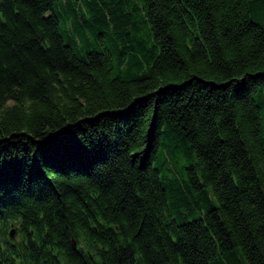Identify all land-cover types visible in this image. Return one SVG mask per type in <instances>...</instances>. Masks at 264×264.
I'll return each mask as SVG.
<instances>
[{
    "label": "trees",
    "instance_id": "1",
    "mask_svg": "<svg viewBox=\"0 0 264 264\" xmlns=\"http://www.w3.org/2000/svg\"><path fill=\"white\" fill-rule=\"evenodd\" d=\"M0 264H264V0H0Z\"/></svg>",
    "mask_w": 264,
    "mask_h": 264
},
{
    "label": "water",
    "instance_id": "2",
    "mask_svg": "<svg viewBox=\"0 0 264 264\" xmlns=\"http://www.w3.org/2000/svg\"><path fill=\"white\" fill-rule=\"evenodd\" d=\"M10 236H11V239L15 238V230L14 229L11 230ZM73 246H74V248H77L76 242H73Z\"/></svg>",
    "mask_w": 264,
    "mask_h": 264
},
{
    "label": "rangeland",
    "instance_id": "3",
    "mask_svg": "<svg viewBox=\"0 0 264 264\" xmlns=\"http://www.w3.org/2000/svg\"><path fill=\"white\" fill-rule=\"evenodd\" d=\"M62 27V26H61ZM62 31H64V28L62 27ZM67 40V39H66ZM68 41V40H67Z\"/></svg>",
    "mask_w": 264,
    "mask_h": 264
}]
</instances>
